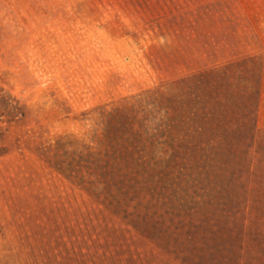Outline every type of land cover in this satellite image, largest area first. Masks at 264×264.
Listing matches in <instances>:
<instances>
[{
	"label": "rangeland",
	"instance_id": "1",
	"mask_svg": "<svg viewBox=\"0 0 264 264\" xmlns=\"http://www.w3.org/2000/svg\"><path fill=\"white\" fill-rule=\"evenodd\" d=\"M0 264H264V0H0Z\"/></svg>",
	"mask_w": 264,
	"mask_h": 264
},
{
	"label": "trees",
	"instance_id": "2",
	"mask_svg": "<svg viewBox=\"0 0 264 264\" xmlns=\"http://www.w3.org/2000/svg\"><path fill=\"white\" fill-rule=\"evenodd\" d=\"M116 111H109L106 113H103L102 116L104 117V122L107 120V118H110L115 114ZM113 156L115 157L116 165L123 167L124 169L134 171L136 170V162L137 159L135 157H132V160L130 159L131 155L122 153L121 150L115 149L111 150ZM143 158H140V160ZM122 160L127 161V165H125Z\"/></svg>",
	"mask_w": 264,
	"mask_h": 264
}]
</instances>
